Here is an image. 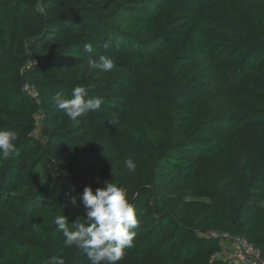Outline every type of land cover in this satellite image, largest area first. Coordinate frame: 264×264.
Wrapping results in <instances>:
<instances>
[{"label": "trees", "instance_id": "16d2710c", "mask_svg": "<svg viewBox=\"0 0 264 264\" xmlns=\"http://www.w3.org/2000/svg\"><path fill=\"white\" fill-rule=\"evenodd\" d=\"M214 1L0 0V127L19 136L0 159V264H91L51 221L84 217L103 182L139 220L119 264H228L218 234L264 261V0ZM101 55L106 82L87 63ZM197 67L236 80L227 112L206 114ZM79 84L104 103L72 120L53 97Z\"/></svg>", "mask_w": 264, "mask_h": 264}, {"label": "clouds", "instance_id": "9594fccd", "mask_svg": "<svg viewBox=\"0 0 264 264\" xmlns=\"http://www.w3.org/2000/svg\"><path fill=\"white\" fill-rule=\"evenodd\" d=\"M104 47L107 48L108 43ZM83 51L91 54L92 45L85 44ZM87 63L90 68L105 72L116 67L114 61L104 55L99 56L98 60L90 58ZM53 99L56 107L72 120L99 110L104 103L101 97H89L88 89L83 84L73 88L70 98L57 93ZM18 139L16 131L0 127V159H7L16 151ZM123 163L129 171L136 168L131 159H126ZM70 199L75 206L76 197ZM80 201L85 209L84 217L77 218L71 224L62 213L52 217L51 222L64 237L65 245H75L84 250L91 264H119L126 256V249L134 246V229L139 224L134 205L129 201L127 188L113 182H103V186L97 187L95 191L90 186H85L80 194ZM46 264H66V261L62 256H52Z\"/></svg>", "mask_w": 264, "mask_h": 264}, {"label": "rangeland", "instance_id": "374dc122", "mask_svg": "<svg viewBox=\"0 0 264 264\" xmlns=\"http://www.w3.org/2000/svg\"><path fill=\"white\" fill-rule=\"evenodd\" d=\"M234 0H215L208 7L212 12H217L219 7H223L228 10L230 4ZM198 68V67H197ZM96 77L100 81L106 82L109 78L116 75L115 71L105 72L99 69L95 70ZM196 81L201 82L206 90L212 91L215 95L216 101L215 104L210 106L207 110V115L212 116L216 114L225 113L229 110L231 105L232 98V89L236 82L235 79L221 75L220 78H217L212 74L210 68H198V71L195 73ZM227 249L233 244L231 241H224L222 244Z\"/></svg>", "mask_w": 264, "mask_h": 264}, {"label": "built area", "instance_id": "2783aa9c", "mask_svg": "<svg viewBox=\"0 0 264 264\" xmlns=\"http://www.w3.org/2000/svg\"><path fill=\"white\" fill-rule=\"evenodd\" d=\"M26 89H28V87H26ZM30 93L32 95L34 94L33 91H30ZM37 132L38 129L36 127L34 128V133L37 134ZM218 235L222 236L223 240L220 242V250L215 256L223 258L228 264H264V261L260 258L258 250L244 238L230 234ZM224 241H231L233 245L227 249L222 245Z\"/></svg>", "mask_w": 264, "mask_h": 264}]
</instances>
